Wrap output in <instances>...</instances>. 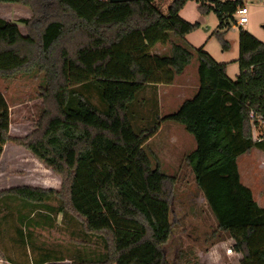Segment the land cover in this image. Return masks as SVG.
Instances as JSON below:
<instances>
[{
    "label": "trees",
    "instance_id": "1",
    "mask_svg": "<svg viewBox=\"0 0 264 264\" xmlns=\"http://www.w3.org/2000/svg\"><path fill=\"white\" fill-rule=\"evenodd\" d=\"M188 1L171 0L163 11L156 0H0L31 10V17L20 19L25 35L0 17V76L38 70L45 80L43 113L23 137L9 134V106L0 92V158L12 142L61 178L59 190L22 185L0 196L34 210L71 213L86 235L100 240L102 253L77 251L71 264H172L163 246L172 235L177 180L158 163L153 166L145 149L146 136L167 121L182 125L196 142L185 161L215 217L213 236L228 234L239 264H264V207L241 182L237 166L241 154L264 153V139L253 140L248 117L250 109L264 107V42L238 26V73L230 77L227 62L185 39L199 27L179 15ZM195 1L200 13L215 12L223 31L211 35L228 50L223 35L243 0ZM171 34L179 41H171ZM166 43L168 53L151 51ZM193 59L197 91L176 111L156 117L150 128L137 129L130 107L139 94L172 84ZM84 173L100 214L96 220L75 199ZM51 199L59 200L58 207L48 203ZM18 242L30 245L21 264H68L29 240Z\"/></svg>",
    "mask_w": 264,
    "mask_h": 264
},
{
    "label": "rangeland",
    "instance_id": "2",
    "mask_svg": "<svg viewBox=\"0 0 264 264\" xmlns=\"http://www.w3.org/2000/svg\"><path fill=\"white\" fill-rule=\"evenodd\" d=\"M171 0H156L165 11ZM248 8V22L243 26L259 40L264 42V0H243ZM195 0L188 1L181 9L180 16L189 22H198L199 27L186 36L187 42L194 47H203L216 61L227 62L226 72L235 77L238 73L236 61L238 55V26L232 25L224 33L230 45L223 50L220 40L211 35L219 27V21L214 11L202 14L197 9ZM0 17L18 25L23 35L26 34L22 18L31 17V10L18 3H0ZM171 41L178 42L179 38L171 34ZM170 43L156 44L152 52L168 53ZM196 60L175 78L168 91L159 95L155 88H146L131 105L132 121L137 129L150 128L157 118L177 110V106L191 96L188 84H198ZM186 85V86H185ZM45 86L44 71L32 70L18 72L10 77L0 76V92L3 94L10 115L9 134L12 137H23L36 128L43 113L44 104L42 90ZM185 89H184V87ZM183 87V88H181ZM184 91V92H183ZM94 99V98H93ZM96 102V100H93ZM177 107V108H176ZM196 142L182 125L175 122H161L157 131L146 136L145 149L151 163H158L167 175L176 177L172 196L173 223L172 235L163 246L167 259L172 264H239V255L233 250L231 254L226 249L231 247L227 233L218 232L213 236L217 224L214 215L206 204L202 193L196 188L193 175L185 161L186 154L193 151ZM237 166L241 182L248 186L255 201L264 207V153L252 149L237 157ZM88 173L80 178L75 190V199L79 207L90 212L93 220L100 214L94 207L91 183ZM28 185L40 188L59 190L61 178L47 169L24 147L7 142L3 146L0 158V193L15 186ZM48 203L58 207L59 200L51 199ZM23 215L24 219L21 220ZM21 229L19 235L17 229ZM22 237L29 240L35 247L53 251L59 257L67 258L71 264L77 251L94 255L102 253V244L93 235H86L78 221L71 213H55L45 210H34L15 198L0 196V264L25 263V249L29 253V244L18 242ZM126 238V237H125ZM218 242L219 244H215ZM212 245V247H211Z\"/></svg>",
    "mask_w": 264,
    "mask_h": 264
},
{
    "label": "built area",
    "instance_id": "3",
    "mask_svg": "<svg viewBox=\"0 0 264 264\" xmlns=\"http://www.w3.org/2000/svg\"><path fill=\"white\" fill-rule=\"evenodd\" d=\"M101 2H110V0H99ZM235 23L234 25L243 27L248 22V8L243 3L238 6L235 13ZM249 124L253 140H262L264 139V107L258 111L254 109L249 110ZM233 252L232 248L229 247L226 249L227 254Z\"/></svg>",
    "mask_w": 264,
    "mask_h": 264
},
{
    "label": "crops",
    "instance_id": "4",
    "mask_svg": "<svg viewBox=\"0 0 264 264\" xmlns=\"http://www.w3.org/2000/svg\"><path fill=\"white\" fill-rule=\"evenodd\" d=\"M244 3V2H243ZM180 13H181V11L179 12V15H180ZM244 28V27H243ZM244 29H246V28H244ZM247 30V29H246ZM190 34V33H189ZM188 35V34H187ZM186 35V36H187ZM186 36H185V39H186ZM187 40V39H186ZM196 64V63H195ZM188 66V65H187ZM186 66V67H187ZM186 67H185V69H186ZM195 71H197V64L195 65ZM179 76V75H178ZM177 77V76H176ZM175 77V78H176ZM231 77V76H230ZM233 78V77H232ZM173 85H175V83H172V84H168V85H166V84H158L157 86H158V88H157V91H158V95H159V103H160V101H161V94H162V91L163 92H165V91H168L169 90V88H171ZM186 86V85H185ZM184 87V86H183ZM183 87H181V88H183ZM184 89H185V87H184ZM187 89H190V92L192 93L191 94V96L190 97H192L193 96V94L197 91V89H198V84L196 85L195 83H193V84H191V83H189L188 84V88ZM184 92V91H183ZM190 97H187V98H185V99H188V98H190ZM184 99V100H185ZM183 100V101H184ZM182 101V102H183ZM181 102V103H182ZM180 103V104H181ZM177 107H179V106H177ZM176 107V108H177ZM215 244H219L218 242H214ZM211 247H212V245H211ZM239 255V254H238ZM239 259H240V255H239V257H238V261H239Z\"/></svg>",
    "mask_w": 264,
    "mask_h": 264
},
{
    "label": "water",
    "instance_id": "5",
    "mask_svg": "<svg viewBox=\"0 0 264 264\" xmlns=\"http://www.w3.org/2000/svg\"><path fill=\"white\" fill-rule=\"evenodd\" d=\"M121 1H127V0H110V2H121Z\"/></svg>",
    "mask_w": 264,
    "mask_h": 264
}]
</instances>
